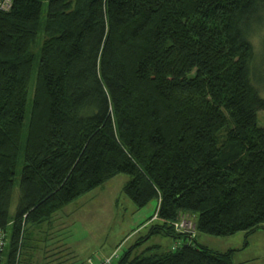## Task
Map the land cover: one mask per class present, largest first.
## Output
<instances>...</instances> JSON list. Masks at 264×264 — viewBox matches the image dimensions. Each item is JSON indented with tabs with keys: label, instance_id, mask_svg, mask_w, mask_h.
Masks as SVG:
<instances>
[{
	"label": "trees",
	"instance_id": "1",
	"mask_svg": "<svg viewBox=\"0 0 264 264\" xmlns=\"http://www.w3.org/2000/svg\"><path fill=\"white\" fill-rule=\"evenodd\" d=\"M263 8L10 0L0 10V228L10 236L1 264H17L31 227L118 173L130 175L122 190L136 207L157 200L160 221L150 216L136 243L164 234L181 244L135 254L131 246L115 264H234L239 248L211 249L172 222L195 213L196 230L243 231V246L264 227V96L247 36Z\"/></svg>",
	"mask_w": 264,
	"mask_h": 264
},
{
	"label": "rangeland",
	"instance_id": "2",
	"mask_svg": "<svg viewBox=\"0 0 264 264\" xmlns=\"http://www.w3.org/2000/svg\"><path fill=\"white\" fill-rule=\"evenodd\" d=\"M247 36L252 44L254 55L250 61L251 79L258 92L261 93L259 94L264 96V8L260 12L259 19L253 20ZM33 86L34 79L32 77L29 83L27 114ZM257 121L264 127V111L262 109L257 111ZM25 123H27V117ZM20 166L21 164L18 166L15 176L9 206L11 216L15 212L18 198ZM129 179L130 175L118 173L62 206L52 214L48 221L31 227L30 238L27 241L25 237L20 239L17 264H57L56 262L61 260L73 264L88 255L84 261L87 264L90 261H95L97 256L109 255L116 248L119 254H122L129 247L134 246V252L141 253L151 242H161V249L166 248V244H169L172 238L164 234H155L147 242H145L146 239H142L136 243L140 235L147 234L148 227L141 229L138 233L137 231L150 218V215L154 214L157 200L152 199L143 207H136L122 190ZM181 215L195 223V213H191V215L180 213L177 218ZM194 233H197L196 240L199 244L220 251L227 250L231 244L242 246L244 241L243 231L227 236L211 235L196 229H194ZM9 237L8 234L7 244ZM257 245L255 244L251 246L250 250L240 253L239 257L241 259L252 257L253 254L259 252ZM116 261L114 260L113 264Z\"/></svg>",
	"mask_w": 264,
	"mask_h": 264
},
{
	"label": "crops",
	"instance_id": "3",
	"mask_svg": "<svg viewBox=\"0 0 264 264\" xmlns=\"http://www.w3.org/2000/svg\"><path fill=\"white\" fill-rule=\"evenodd\" d=\"M148 220H149V218H148ZM148 220L146 222H144L145 224L141 228L138 229L137 233L140 232L141 229L149 227L150 223H148ZM154 221H160V220L155 219ZM154 221H152V222H154ZM263 226H264V223H263ZM154 235H152L150 237L146 236L145 242L150 240ZM156 235H158V234H156ZM233 236H235V235H233ZM140 237H141V235L139 236V238ZM169 237H171V236H169ZM196 237H197V233L195 234V238ZM244 237H245V235H244ZM247 238H248L247 243L244 246L243 245L242 246H236L239 244H231L230 246L227 247V249L239 248L238 250L234 251L232 254L234 264H264V227L258 228L255 231L251 232L250 234H248ZM174 241H175V239H172L171 241H169V244L167 243L165 246L166 248H163V249H161V246H160L161 242H151V244L149 246H147L146 248H149V249L151 248L152 251H160V250L167 249L169 247V245L171 247V245ZM254 243L258 244L257 248H258L259 252H256L255 254H253V256L250 258H242L241 259L239 257V254L243 253L247 250H250L251 246L255 245ZM240 247H242V248H240ZM133 249H135V248H133ZM217 251H220V250H217ZM132 254H135L134 250H133ZM87 256L88 255H86V257ZM86 257L81 259V260H78L77 262H75L73 264H85L84 261H85ZM56 263L57 264H70V263H67L65 260H61V261H58Z\"/></svg>",
	"mask_w": 264,
	"mask_h": 264
},
{
	"label": "built area",
	"instance_id": "4",
	"mask_svg": "<svg viewBox=\"0 0 264 264\" xmlns=\"http://www.w3.org/2000/svg\"><path fill=\"white\" fill-rule=\"evenodd\" d=\"M10 6V0H0V10H7ZM151 219H156L157 215L154 213ZM175 231L179 233H188L193 234L195 229V223H192L189 219H186L184 215H181L178 219L172 222ZM8 234L7 231L3 228H0V264L3 260V251L7 245ZM181 244L180 239H176L171 248L175 249ZM120 254L116 249H114L109 255H101L95 257V261H90L87 264H113L114 260L119 258Z\"/></svg>",
	"mask_w": 264,
	"mask_h": 264
}]
</instances>
